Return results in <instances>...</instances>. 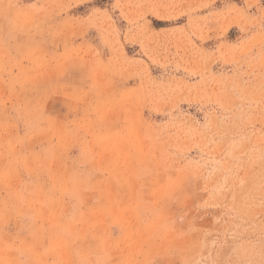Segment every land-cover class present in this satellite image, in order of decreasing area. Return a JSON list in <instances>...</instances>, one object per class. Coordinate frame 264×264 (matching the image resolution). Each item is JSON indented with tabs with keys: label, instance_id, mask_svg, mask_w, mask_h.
I'll use <instances>...</instances> for the list:
<instances>
[{
	"label": "rangeland",
	"instance_id": "obj_1",
	"mask_svg": "<svg viewBox=\"0 0 264 264\" xmlns=\"http://www.w3.org/2000/svg\"><path fill=\"white\" fill-rule=\"evenodd\" d=\"M0 264H264V0H0Z\"/></svg>",
	"mask_w": 264,
	"mask_h": 264
}]
</instances>
